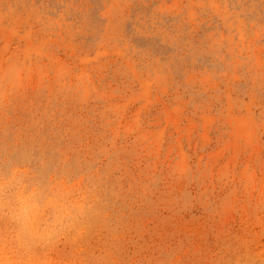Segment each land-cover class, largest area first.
<instances>
[{
    "label": "rangeland",
    "instance_id": "1",
    "mask_svg": "<svg viewBox=\"0 0 264 264\" xmlns=\"http://www.w3.org/2000/svg\"><path fill=\"white\" fill-rule=\"evenodd\" d=\"M0 264H264V0H0Z\"/></svg>",
    "mask_w": 264,
    "mask_h": 264
},
{
    "label": "bare ground",
    "instance_id": "2",
    "mask_svg": "<svg viewBox=\"0 0 264 264\" xmlns=\"http://www.w3.org/2000/svg\"><path fill=\"white\" fill-rule=\"evenodd\" d=\"M42 46H44V45H42ZM41 46V47H42ZM42 49V48H41ZM243 120V122H244V119H242ZM238 122V121H237ZM239 124H237L238 126H239V128L241 127V129H242V125L241 124H243L244 126H246V124L245 123H240V121L238 122ZM248 123V122H247ZM248 126H250V125H248ZM247 127V126H246ZM249 128V127H248ZM241 129H239V132H241L242 130ZM244 129V128H243ZM251 129V128H250ZM255 130V129H254ZM245 131H247L248 132V130H247V128H246V130ZM242 132H244V131H242ZM246 132V134H248L249 133V135L250 134H252V133H250V132H253V131H250V132H248L247 133ZM256 132V131H255ZM246 134H245V136H246ZM242 135H243V133H242ZM248 135V136H249ZM252 137V136H251ZM252 140V139H251ZM69 193V192H68ZM72 198H74L73 196H71ZM70 198V197H69ZM70 200V199H69ZM80 200V199H79ZM81 201V200H80ZM83 202V201H82ZM84 203V202H83ZM76 205V204H75ZM67 206V205H66ZM81 207H82V205H80ZM70 207V206H69ZM82 209V208H81ZM89 213V212H88Z\"/></svg>",
    "mask_w": 264,
    "mask_h": 264
}]
</instances>
